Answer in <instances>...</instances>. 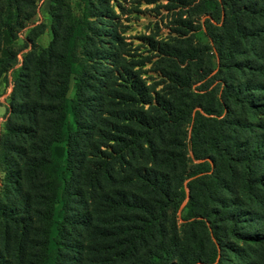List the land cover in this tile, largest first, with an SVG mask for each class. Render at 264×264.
Returning <instances> with one entry per match:
<instances>
[{
  "label": "trees",
  "instance_id": "1",
  "mask_svg": "<svg viewBox=\"0 0 264 264\" xmlns=\"http://www.w3.org/2000/svg\"><path fill=\"white\" fill-rule=\"evenodd\" d=\"M119 1L27 26L36 0H0V264H264V0H168L189 9L142 61Z\"/></svg>",
  "mask_w": 264,
  "mask_h": 264
},
{
  "label": "rangeland",
  "instance_id": "2",
  "mask_svg": "<svg viewBox=\"0 0 264 264\" xmlns=\"http://www.w3.org/2000/svg\"><path fill=\"white\" fill-rule=\"evenodd\" d=\"M188 1V0H187ZM197 1V0H195ZM51 0H36V9L34 15L27 21V26H31L38 23L49 24L50 17L48 14V7ZM73 3V2H72ZM114 3V2H113ZM121 10L115 7L116 12L118 13V22L120 23V31L125 38V43L127 45V59H133L134 61H142L145 59L146 55L150 53L156 52L149 49L147 44L148 39H152L153 41L160 43L165 41H171L172 37L177 36L173 28H176L173 21L175 20V14L177 12H183L186 9H189V6H181L175 5L173 3L168 2V0H120ZM192 5V4H191ZM73 11L75 14L78 13L76 6L73 4ZM183 17L185 14L182 13ZM202 16L198 17L193 15L190 20H193L192 30H188L190 35H193V41H198L200 43H207L208 40L204 35L203 29L200 26V21L202 20ZM27 32V27L21 29L18 32L16 42L21 45L23 43V37ZM50 39V31L48 27L45 31L40 34L36 41L40 45H46L48 40ZM21 51L18 53V63L19 66L20 58L22 55ZM135 69H138L139 72L142 73V76H155L156 74L151 71V64L147 61H144L142 65L137 64L134 66ZM79 71L78 66H73L72 72L69 78V83L67 86L66 94H65V113L66 119L68 121L72 120V115L70 111V103L71 99L74 96L76 79ZM10 76V75H9ZM157 78H155L156 80ZM200 82H193L192 87H195ZM159 89V86H157ZM198 162V161H195ZM0 175L2 177L3 173L0 170ZM185 199L180 204L178 210L175 215L177 217L176 221L178 226H183V223L186 221V216L188 210H181L184 206ZM202 219L201 217H196ZM188 220H192V218H188ZM234 264V262H232Z\"/></svg>",
  "mask_w": 264,
  "mask_h": 264
},
{
  "label": "crops",
  "instance_id": "3",
  "mask_svg": "<svg viewBox=\"0 0 264 264\" xmlns=\"http://www.w3.org/2000/svg\"><path fill=\"white\" fill-rule=\"evenodd\" d=\"M8 79L10 80V76L8 75ZM10 92V83L5 85V83L0 80V131L3 130L4 120L6 116V105L8 101V94ZM1 182V175H0Z\"/></svg>",
  "mask_w": 264,
  "mask_h": 264
}]
</instances>
